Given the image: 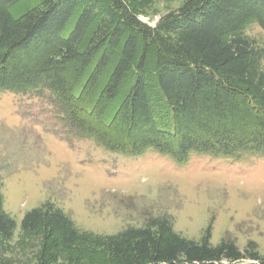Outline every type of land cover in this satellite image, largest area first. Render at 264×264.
<instances>
[{
  "label": "trees",
  "instance_id": "obj_1",
  "mask_svg": "<svg viewBox=\"0 0 264 264\" xmlns=\"http://www.w3.org/2000/svg\"><path fill=\"white\" fill-rule=\"evenodd\" d=\"M17 1L0 0V89L40 98L48 91V102L74 136L126 155L151 148L177 162L188 161L194 153L237 161L244 155L264 156V44L246 32L253 24L264 30V0H186L156 26L140 20L126 0H111L85 50L81 46L105 0H91L83 6L65 37L63 33L81 9L79 0H43L20 18L11 11ZM129 27L132 30L126 32ZM139 35L145 37L147 47L155 46L156 91L172 124L165 131L160 130L163 120L153 117L155 92L145 82L148 62L143 57L134 64ZM41 38H45L42 43ZM106 43L112 48L122 43L107 91L114 95L135 68L137 80L130 104L151 126L127 146L106 141L104 133L96 134L80 120L68 93V67L88 66ZM31 48L36 50L32 56L28 54ZM24 54L30 59L22 67L11 64ZM233 114L235 123L219 129L217 124ZM251 127L257 132L249 136ZM1 186L0 178V190ZM21 226L31 232L44 229L68 246L79 239L94 243L104 247L116 264H218L248 255L264 264L255 249L243 254L226 240L213 245L210 229L199 241L183 237L174 230L170 217H158L146 227L113 236H92V240L61 209L46 202L29 210ZM15 227V220L3 209L0 191V235L11 238Z\"/></svg>",
  "mask_w": 264,
  "mask_h": 264
},
{
  "label": "rangeland",
  "instance_id": "obj_2",
  "mask_svg": "<svg viewBox=\"0 0 264 264\" xmlns=\"http://www.w3.org/2000/svg\"><path fill=\"white\" fill-rule=\"evenodd\" d=\"M41 1L18 0L11 11L20 18ZM185 1L126 0L139 19L151 26ZM90 2L79 0L81 9L64 37ZM110 5L111 0L101 4L82 50L91 43L92 33ZM246 32L264 44V30L257 24L248 26ZM139 38L134 64L137 66L143 57L148 62L145 82L155 92L151 97L153 117L163 120L160 130L165 131L172 124L156 91L155 46L147 47L145 37ZM121 46L112 48L106 43L88 66L71 65L66 76L70 102L78 118L96 134L104 133L106 141H121L127 146L151 126L130 104L137 80L135 68L114 95L107 91ZM33 49L30 56L36 53ZM29 59L24 54L11 64L22 67ZM48 96V91L40 98L0 89V191L4 211L16 222L11 238L0 235V264H116L104 247L83 239L68 246L44 229L24 231V215L46 202L61 209L80 233L91 235L92 240V236H113L146 227L155 218L170 217L174 230L183 237L199 241L210 229L213 245L232 241L243 254L255 249L264 258V156L244 155L237 161L194 153L188 161L177 162L151 148L139 155H126L92 139L74 136ZM240 113L242 118L244 110ZM236 117L229 115L217 124L218 128H230ZM256 132L251 127L247 133L250 136ZM218 264L263 263L248 255Z\"/></svg>",
  "mask_w": 264,
  "mask_h": 264
}]
</instances>
